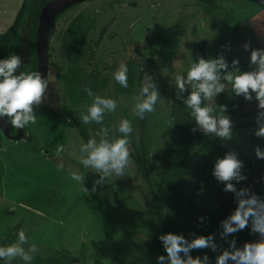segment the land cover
Returning a JSON list of instances; mask_svg holds the SVG:
<instances>
[{
  "label": "rangeland",
  "instance_id": "1",
  "mask_svg": "<svg viewBox=\"0 0 264 264\" xmlns=\"http://www.w3.org/2000/svg\"><path fill=\"white\" fill-rule=\"evenodd\" d=\"M22 2L0 0V33L11 25ZM257 21H264V9L247 0H90L66 10L57 20L49 42L50 81L42 104L34 109L37 123L25 129L23 139L4 138L0 146V246L12 236L17 242V233L23 230L39 249L33 261L66 250L80 259L79 264H157L160 254L151 246L163 234L162 226L150 209L152 196L136 169L134 156L143 142L149 151L150 178L162 197L160 162L170 139L177 135L171 117L177 93L173 73H185L200 49L206 58H216L227 38L224 58L229 71H234L233 60L239 61L240 70H251L255 66L250 63V50L264 47V38L251 25ZM245 43H250V50H245ZM18 55L24 64L26 31ZM130 61L134 62L135 78L139 69L151 77L155 71L160 72L161 97L155 112L148 114L144 132L133 112L136 92L118 94L113 78L118 65ZM74 67L84 70L79 85L70 83ZM85 87L117 101L116 111L105 113L100 125H87L93 138L99 140L97 132L101 127L109 129L111 138L125 118L134 128L129 138L127 174L114 176L111 182L97 187L101 199L109 198L112 218L119 227L113 238L104 233L84 186L71 180L73 171L68 168L84 171L78 149L85 142L71 118L80 116L90 103ZM190 91L186 85L184 96ZM257 103L231 94L227 84L225 91L214 98V107L227 109L233 137L224 141L212 134L191 145L184 178V206L191 197L196 202L191 220L180 231L187 240L201 213L236 199L233 192L224 190L226 182L213 175L216 160L227 152H235L243 161L242 173L247 179L236 187L249 188L264 198V159L255 154L256 146L264 148V138L254 135L258 127ZM59 146L63 152L57 155ZM98 175L89 170L85 182L88 190H92ZM257 238L246 227L236 234L217 237L213 253L217 257L232 239L242 246ZM204 255L207 254L199 256ZM207 256L211 264L212 256ZM10 264L24 262L16 258Z\"/></svg>",
  "mask_w": 264,
  "mask_h": 264
},
{
  "label": "clouds",
  "instance_id": "2",
  "mask_svg": "<svg viewBox=\"0 0 264 264\" xmlns=\"http://www.w3.org/2000/svg\"><path fill=\"white\" fill-rule=\"evenodd\" d=\"M251 25L264 38V21ZM244 48L250 50V43H245ZM250 63L255 67L251 70H240L237 67L239 61L233 60L234 71H229V63L224 56H200L197 60H192L185 73H173L178 98H182L186 85L191 87L183 103L189 110L190 117L205 134H214L224 141L233 137V122L226 115V107L213 106L214 98L225 91L227 84L231 94L242 95L246 100L255 99L258 102V127L254 135L264 138V47L250 50ZM21 67L22 59L18 54L10 53L7 57L0 58V118L6 117L11 127L18 130L37 123L34 109L42 104L50 81L49 78H42L38 70L18 71ZM128 72V65L120 63L113 73L114 80L122 88L129 87ZM84 91L90 103L86 104L80 115L82 124L100 125L105 113L116 111V99L95 94L88 87ZM160 97L153 78L145 75L138 92L133 96V112L136 117L143 120L146 114L155 112ZM133 131V124L127 118L119 122L111 138L109 129L101 127L97 132L99 140L90 138L79 147V164L84 171H73L71 180L83 185L88 193L85 182L89 170L92 174H99L93 182L92 192L111 182L114 176H125L130 158L129 138ZM61 152L63 147H57V155ZM255 154L258 159H264V148L256 146ZM243 166V161L235 152H227L214 165L213 175L219 181L226 182L224 190L233 192L237 200L235 210L222 222L221 236L227 237L250 227L251 232L257 234L258 238L245 242L242 246H237L235 239L230 240L228 247L216 257L215 264H264V198L252 193L249 188L236 187L237 183L247 179L242 173ZM33 211L40 214L38 210ZM159 239L167 255H159L157 264H210L207 255L194 258L190 252L208 247L215 251L217 247L211 234L199 235L189 241L182 234L167 232L160 235ZM24 245H28L27 248ZM38 251V246L31 243L25 232L20 230L17 233V242L0 246V261L10 264L12 260L19 258L24 264H32Z\"/></svg>",
  "mask_w": 264,
  "mask_h": 264
},
{
  "label": "trees",
  "instance_id": "3",
  "mask_svg": "<svg viewBox=\"0 0 264 264\" xmlns=\"http://www.w3.org/2000/svg\"><path fill=\"white\" fill-rule=\"evenodd\" d=\"M48 1L50 0H23L11 25L5 32L0 33V58H5L10 53L18 54L24 32H27V59L24 64H22L21 69H18V71L37 70L36 31L39 25L41 9ZM247 1L254 3L264 9V0ZM64 12L60 13L53 21L49 39L52 37V31L57 23V20L63 15ZM96 43H98V40ZM226 48L227 42L224 43L220 48L218 56H224ZM94 53V50H92L91 57H94ZM200 56L205 58V52L202 49L195 60H197ZM127 65L129 68V87L122 88L115 81L116 91L118 94H129L132 92L137 93L139 85L143 82L145 77L144 72L140 69L138 70L137 77H134L135 66L133 61L128 62ZM71 71L72 75L70 77V83L73 84L75 82L78 85L81 84L84 70L82 68L74 67L71 68ZM159 76V70L155 71L152 75L157 88L159 86ZM184 98H186L184 94H182V98H178L176 95L172 103L171 117L175 123L177 135L170 139V142L166 147L160 162V179L164 187L162 197H160L154 189L152 180L150 178L148 169L149 151L148 147L145 146L143 142H141L140 147L134 156L136 169L144 180L152 196L150 209L161 222L163 234L167 232H175L180 234V231L184 228V226L188 225L192 218L191 211L196 202L195 198L191 197L190 202L185 203L188 205L184 206L183 187L187 160L191 151L192 143L212 135L205 134L202 130L197 128L195 121L189 115V110L183 103ZM147 118L148 114H146V117L143 120L138 118L140 130L143 132L146 129ZM71 120L85 143L88 141V139L93 138L87 125H84L80 122V116H73ZM193 128L196 130L193 131ZM10 132L11 134H15L17 129H13L11 127ZM4 138L7 137L4 136L0 128V146H2ZM68 168L71 172L74 171L71 167ZM84 193L87 195L89 204L91 205V210L97 216L104 233L109 238H113V232L119 231V227L112 218L109 198L105 197L104 199H101L100 193L97 190L95 192L88 190V193ZM236 206L237 200L235 199L232 201L223 202L215 209L201 213L198 217L197 223L190 233L189 241L199 235L207 236L211 234L214 237V241L217 237H222V222L227 219V217L235 210ZM14 238V236L7 238L1 246L14 243ZM151 247L156 253L165 256L167 255L163 247V243L159 238L155 239L154 244ZM190 254L194 258L201 254H207L212 256L211 264H215L216 257L211 247L204 249H194L191 250ZM79 263L80 259L70 255L68 252H58L46 259H37L36 261L32 262V264Z\"/></svg>",
  "mask_w": 264,
  "mask_h": 264
},
{
  "label": "water",
  "instance_id": "4",
  "mask_svg": "<svg viewBox=\"0 0 264 264\" xmlns=\"http://www.w3.org/2000/svg\"><path fill=\"white\" fill-rule=\"evenodd\" d=\"M85 1L88 0H50L42 7L36 31L37 70L40 71L42 78H48L49 35L53 21L60 13ZM0 128L5 137L14 141L21 140L25 134V129H17L15 134H11V125L6 117L0 118Z\"/></svg>",
  "mask_w": 264,
  "mask_h": 264
},
{
  "label": "flooded vegetation",
  "instance_id": "5",
  "mask_svg": "<svg viewBox=\"0 0 264 264\" xmlns=\"http://www.w3.org/2000/svg\"><path fill=\"white\" fill-rule=\"evenodd\" d=\"M88 1H89V0H88ZM226 42H227V44H228V42H229V39H228V38L225 39L224 43H226ZM224 43H223V44H224ZM226 49H227V48H226ZM200 50H201V49H200ZM200 50H199V52H200ZM198 55H199V53H198ZM205 58H206V56H205ZM58 252H67V251H66V250H57L56 253H58ZM56 253H55V254H56ZM55 254H54V255H55ZM70 255H71V254H70Z\"/></svg>",
  "mask_w": 264,
  "mask_h": 264
}]
</instances>
